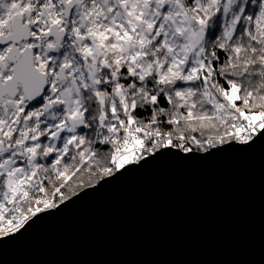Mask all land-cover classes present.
Masks as SVG:
<instances>
[{
    "label": "snow or ice",
    "instance_id": "obj_1",
    "mask_svg": "<svg viewBox=\"0 0 264 264\" xmlns=\"http://www.w3.org/2000/svg\"><path fill=\"white\" fill-rule=\"evenodd\" d=\"M264 146V0H0V241L164 157Z\"/></svg>",
    "mask_w": 264,
    "mask_h": 264
},
{
    "label": "water",
    "instance_id": "obj_2",
    "mask_svg": "<svg viewBox=\"0 0 264 264\" xmlns=\"http://www.w3.org/2000/svg\"><path fill=\"white\" fill-rule=\"evenodd\" d=\"M0 264H264V146L161 158L0 241Z\"/></svg>",
    "mask_w": 264,
    "mask_h": 264
}]
</instances>
